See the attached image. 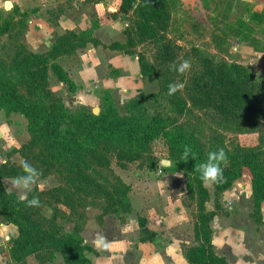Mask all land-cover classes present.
Returning <instances> with one entry per match:
<instances>
[{
	"label": "rangeland",
	"instance_id": "obj_1",
	"mask_svg": "<svg viewBox=\"0 0 264 264\" xmlns=\"http://www.w3.org/2000/svg\"><path fill=\"white\" fill-rule=\"evenodd\" d=\"M97 1L0 0V24L6 20L11 22L7 34L0 35V63L9 67L20 44L34 53L46 52L55 37L64 32L60 23L58 25L63 15L74 22V31L90 28L96 22L98 25L93 35L104 45L114 41L124 43L126 37L123 30L129 22L118 10L120 2ZM168 2L170 21L166 35L176 52L174 63L179 65L187 60L191 64L190 69L183 74L171 69L168 75L170 84L184 85L181 91L169 95L168 87H161L160 79L140 75L136 54L143 53L150 59L154 54V47L147 43L139 45L132 55L117 50L114 55H106L110 51L103 46L91 48V44H87V48L81 49L78 56L57 57L60 64L72 71L69 75L77 79L81 89L67 93L53 75L49 78L50 88L71 111L84 106L96 114L101 109L104 91L101 85L97 88L92 80L95 77L107 78L110 68L111 76H115L117 69L114 68L117 66L122 71L119 81L121 87H116L117 83H109L115 86L114 90L108 91L121 114L127 112L129 100L138 99L141 104L132 109L134 114L161 117L169 128L180 129L210 151L223 148L225 152L231 153L238 148H245L264 164V119H260L262 127L248 131L222 122L207 111L192 108L189 103L181 113H177L169 98H185L186 83L191 75L199 71L203 57L216 62L243 64L264 84V1ZM23 13L26 15L20 16ZM47 21L51 30L45 23ZM87 68L92 72L90 75L86 74ZM26 126L27 121L20 113L6 114L0 109V161H6L10 151L19 148L29 138ZM10 156L14 162L21 161L18 154ZM151 157L155 162V167L151 169L147 163H135L122 169L112 160L110 169L96 167L90 171L109 190L126 191L130 206L128 213H108L100 221L98 215L101 209L97 206L85 209L87 218L82 231L83 240L97 251L88 253L90 264H179L181 250L194 243L193 226L197 220L199 197L196 193H188L187 176L183 171H170L172 164L162 138L152 144ZM42 181L44 186H38L40 190H47L57 184L54 176ZM6 184V189L12 188L9 181ZM204 187L210 197L205 208L212 210L215 206L213 184H204ZM10 191L19 196L15 189ZM217 202L220 214L211 223L215 251L229 255V264H264V201L262 210H253L251 175L246 167L242 168L241 177L219 195ZM42 212L47 217L52 214L49 208H44ZM171 213L180 216L176 217L177 221L172 222V225L164 222L162 226L155 227L157 232L153 240L140 245L138 218L147 216L154 224L156 218ZM150 219H147L148 225ZM55 224L62 226L65 231L72 228V224L60 216L56 218ZM12 241L3 245L6 257L0 260V264H64L59 253L52 254L46 250H39L37 256L30 255L15 262L10 257ZM103 243H108V247ZM172 253L173 260L169 257Z\"/></svg>",
	"mask_w": 264,
	"mask_h": 264
},
{
	"label": "trees",
	"instance_id": "obj_2",
	"mask_svg": "<svg viewBox=\"0 0 264 264\" xmlns=\"http://www.w3.org/2000/svg\"><path fill=\"white\" fill-rule=\"evenodd\" d=\"M118 10L129 22L123 30L124 43L102 44L93 35L98 25L93 22L90 28L58 34L44 53L31 52L20 44L9 67L0 63V109L6 114L23 115L29 135L19 148L10 151L6 161L0 163V221L17 229L10 246V257L17 262L30 255L37 256L39 250H46L52 254L58 252L64 264H90L88 253L95 251L84 243L80 234L87 218L85 209L88 206L101 209L99 221L108 213L130 211L127 192L109 190L90 171L96 167L110 169L112 160L122 169L135 163H147L151 169L155 167L151 146L162 138L173 165L170 171H183L187 176L188 193H196L199 197L194 226L199 243L185 248L187 262L227 264L224 257L213 251L209 222L218 214L219 195L241 177L244 167L251 175L254 211H260L264 200V164L255 159L251 151L245 148L231 153L226 151L228 161L222 165L224 179L213 184L215 206L214 210L207 211L205 204L210 197L195 166L206 160L210 150L180 129L169 128L161 117L134 114L132 109L141 104L138 99L129 100L127 112L121 114L110 92L105 90L101 109L95 114L84 106L71 111L50 88V75L67 93L78 88L68 71L56 61L59 56H71L87 44L132 55L139 45L146 43L154 47V54L151 59L143 53L136 54L139 73L155 76L161 80V87H168L170 66L176 55L166 35L170 21L168 0H120ZM10 26L9 20L0 24V35L7 34ZM184 92L185 98L169 97L177 113L189 103L192 108L207 111L240 129L256 131L264 126L260 121L264 119V84L243 64L216 62L203 57L199 71L189 77ZM185 146L191 148L195 159L180 160ZM10 154H18L21 160H27L40 170L41 180L55 177V186L47 190L34 186L28 192V200L39 197L40 207H28L15 192H6L2 180L22 174L19 163L10 160ZM44 208L52 210L49 217L43 214ZM58 216L72 224L71 230L65 231L55 224ZM138 224L140 241L153 240L155 233L147 228L146 219L139 217Z\"/></svg>",
	"mask_w": 264,
	"mask_h": 264
},
{
	"label": "clouds",
	"instance_id": "obj_3",
	"mask_svg": "<svg viewBox=\"0 0 264 264\" xmlns=\"http://www.w3.org/2000/svg\"><path fill=\"white\" fill-rule=\"evenodd\" d=\"M170 67L172 70L183 74L190 69L191 64L189 61L183 60L179 65L174 63ZM183 87L184 85L182 83L169 84L168 94L174 95L177 91H181ZM190 157L195 159V155L192 153L191 148L185 146L180 160L187 162ZM227 161V153L223 148H219L215 151L208 152L206 160L198 166H195V170L200 173V178L206 186L220 183L224 179L222 165L226 164ZM19 167L22 170V174L7 180L11 183L12 188L7 189L6 192L15 189L19 194L18 198L21 202L26 201L28 207H40L39 197L34 196L32 199L28 200L27 194L33 186H44V181L41 180L42 173L27 160H21L19 162ZM161 186L164 187V184L161 183Z\"/></svg>",
	"mask_w": 264,
	"mask_h": 264
},
{
	"label": "crops",
	"instance_id": "obj_4",
	"mask_svg": "<svg viewBox=\"0 0 264 264\" xmlns=\"http://www.w3.org/2000/svg\"><path fill=\"white\" fill-rule=\"evenodd\" d=\"M116 1V0H115ZM119 2H120V0H118ZM99 2H101V1H97V3H99ZM96 3V2H95ZM64 21H63V20ZM60 22H58V25H59V23H60V27L65 31V30H74L73 29V25H74V22L73 21H71L70 20V18L69 17H66V16H64L63 15V17L59 20ZM45 23H47V27H48V29L49 30H51V28H50V26H49V21H47V22H45ZM86 29V28H85ZM63 32V31H62ZM61 32V33H62ZM60 34V33H59ZM37 36H39L38 34H37ZM53 43H51L50 44V46L49 47H51V45H52ZM89 47V46H88ZM90 47L92 48V47H94L93 45L91 46L90 45ZM87 48V47H86ZM95 48V47H94ZM81 49H84V48H80V49H77V51L74 53V54H77V56L79 55V51L81 50ZM106 50H108V51H110V52H107V54L106 55H114V52L116 51V50H110V49H108V48H105ZM87 51H90V50H87ZM117 52V51H116ZM73 54V55H74ZM126 55V54H125ZM72 56V55H71ZM77 56L75 57V59H77ZM60 57V56H59ZM62 57V56H61ZM65 58L66 57H69V56H64ZM58 63H59V58L56 60ZM73 61H75L76 62V60H73ZM60 64V63H59ZM76 64V63H75ZM65 70H67L68 71V73L71 75V70L69 71L65 66H63L62 64H60ZM137 66V65H136ZM112 67H115L114 65L112 66ZM119 67V66H118ZM80 69H83V68H81V67H79ZM138 68H139V66H138ZM114 69H117V72L114 74L115 76H111V71H112V68H110V70H109V74H108V76H107V78H97V77H95V79L94 80H92V82H93V84L98 88L99 87V85H101V89H103V91H105V90H109V89H113L114 90V84H113V86L111 85L112 83H117L116 84V87H121L119 84H121V83H119V81H120V79H121V77H122V71L119 69V68H117V66H116V68H114ZM87 72H86V74L87 75H90L92 72L90 71V69L89 68H87V70H86ZM141 75V74H140ZM92 76H94V75H92ZM111 76V77H110ZM142 76V75H141ZM72 77V76H71ZM135 78L136 79H139L138 78V76H135ZM72 79L74 80V82L76 83V85L78 86V88H77V90H79V89H81V86H80V84H79V82L77 81V79H75V78H73L72 77ZM109 83H111V84H109ZM122 87H123V84H122ZM100 88V87H99ZM124 89V88H123ZM102 91V92H103ZM110 91V90H109ZM127 91V89H125L124 90V92H126ZM2 162H4V160H1L0 161V163H2ZM9 179H11V178H4L3 180H2V182H3V184H4V186H5V188H7V184H6V181L7 180H9ZM10 191V190H9ZM264 201V200H263ZM262 203H261V205H260V210H262ZM206 210L207 211H210V209H207L206 208ZM212 210H214V208L212 209ZM253 210H254V205H253ZM220 213L218 212V214L217 215H215L214 216V218H216V217H218V215H219ZM178 217H180L179 215H176V214H174V213H171V214H167V215H161L160 216V218H156V220L154 221V224L151 222V219L149 218V217H144L145 219H146V226H147V228L150 230V231H153L154 233H155V236H156V232H157V229L155 228V227H158L159 225H163V223L165 222L166 223V225L168 224V223H170V225H172V222H176L177 221V218ZM213 218V219H214ZM139 219V218H138ZM147 219L149 220L150 219V222H149V225H148V223H147ZM173 219H175V221H173ZM213 219L209 222V228H210V230H211V238H210V241H211V244H212V248H213V251H214V253L216 254V255H218V256H221V257H224L225 258V260H226V262H227V264H229V255H227V254H218L216 251H215V249H214V242H213V231H212V227H211V223H212V221H213ZM196 223V222H195ZM195 223H194V226H195ZM137 225H138V227H139V224H138V220H137ZM194 226H193V239H194V243L192 244V245H196L197 243H199V242H197L196 241V238H195V231H194ZM83 229H84V227H83ZM83 229H82V231H83ZM82 231H81V237L83 238V236H82ZM16 235H17V229H16V227L14 226V225H12V224H6V223H3V222H1L0 221V260L3 258V257H6L5 255H6V252H4L2 249H3V245H5L6 246V244H7V242L9 241V240H13L15 237H16ZM140 231H139V237H138V242L140 243V245H145L147 242H151V241H145V242H141L140 241ZM84 241V240H83ZM84 243H86L85 241H84ZM229 242H227V244H228ZM87 244V243H86ZM103 244H105V246L106 247H108V243H103ZM87 245H89V246H91L90 244H87ZM192 245H189V246H192ZM4 246V247H5ZM188 246V247H189ZM229 246H230V243H229ZM92 247V246H91ZM93 248V247H92ZM93 250H94V248H93ZM185 250V249H184ZM95 251V253H97V251L96 250H94ZM58 253V252H57ZM181 254H179V256L181 257L180 259V263L179 264H189L188 262H187V260H186V258H185V256H184V251H182L181 250V252H180ZM171 255H173V253L172 254H170L169 255V257H170V259L171 260H173V256H171ZM263 260H264V257H263ZM175 264V263H174Z\"/></svg>",
	"mask_w": 264,
	"mask_h": 264
},
{
	"label": "built area",
	"instance_id": "obj_5",
	"mask_svg": "<svg viewBox=\"0 0 264 264\" xmlns=\"http://www.w3.org/2000/svg\"><path fill=\"white\" fill-rule=\"evenodd\" d=\"M255 1H264V0H255Z\"/></svg>",
	"mask_w": 264,
	"mask_h": 264
},
{
	"label": "water",
	"instance_id": "obj_6",
	"mask_svg": "<svg viewBox=\"0 0 264 264\" xmlns=\"http://www.w3.org/2000/svg\"><path fill=\"white\" fill-rule=\"evenodd\" d=\"M8 4V3H7Z\"/></svg>",
	"mask_w": 264,
	"mask_h": 264
}]
</instances>
